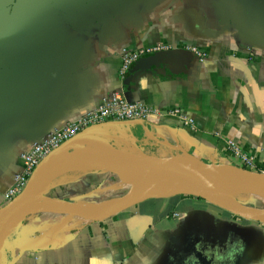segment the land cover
Masks as SVG:
<instances>
[{
  "label": "crops",
  "instance_id": "crops-1",
  "mask_svg": "<svg viewBox=\"0 0 264 264\" xmlns=\"http://www.w3.org/2000/svg\"><path fill=\"white\" fill-rule=\"evenodd\" d=\"M152 50L167 56L150 52L121 77L124 52ZM116 92L152 110L106 127L116 145L264 173V0H0V208L22 156ZM129 190L99 172L48 196L100 204ZM13 229L9 264H264V225L185 196L98 221L32 215Z\"/></svg>",
  "mask_w": 264,
  "mask_h": 264
},
{
  "label": "water",
  "instance_id": "water-1",
  "mask_svg": "<svg viewBox=\"0 0 264 264\" xmlns=\"http://www.w3.org/2000/svg\"><path fill=\"white\" fill-rule=\"evenodd\" d=\"M164 59L165 52L154 53ZM145 63L137 61L129 70L133 76ZM116 125L106 123L89 129L51 151L35 168L23 191L0 208V247L13 225L25 217L40 214L73 216L98 221L114 217L146 202L150 192L159 188L171 196L192 197L246 221L264 225V208L250 206L236 198L237 188L244 186L246 195L264 201V173L234 165L209 164L197 159L161 160L145 153L122 150L106 142L91 152L82 139ZM107 172L130 186L128 194L105 202H71L54 199L38 192L43 180L66 174Z\"/></svg>",
  "mask_w": 264,
  "mask_h": 264
},
{
  "label": "built area",
  "instance_id": "built-area-1",
  "mask_svg": "<svg viewBox=\"0 0 264 264\" xmlns=\"http://www.w3.org/2000/svg\"><path fill=\"white\" fill-rule=\"evenodd\" d=\"M199 54L196 49H191ZM158 50L124 52L120 70L121 77L139 61L144 55ZM200 55V54H199ZM152 114V110L143 103H131L122 93L116 92L104 99L103 104L95 111L90 112L82 119L67 124L61 130L55 131L35 143L32 149L22 156L25 162L24 173L17 177L15 187L6 195L8 202L12 201L25 188L30 176L40 162L54 149L75 136L92 129L95 126L114 123L116 125L125 123H140L145 121ZM173 114L179 115V109H175ZM189 124H193L192 121Z\"/></svg>",
  "mask_w": 264,
  "mask_h": 264
},
{
  "label": "bare ground",
  "instance_id": "bare-ground-1",
  "mask_svg": "<svg viewBox=\"0 0 264 264\" xmlns=\"http://www.w3.org/2000/svg\"><path fill=\"white\" fill-rule=\"evenodd\" d=\"M117 130V128H116ZM115 139L108 131H99L97 133L88 135L82 139V144L91 152L98 151L99 147L105 144L107 141ZM169 160V159H168ZM51 180H43L38 187V192L41 194H46L51 189ZM171 194L165 189L159 188L153 192H150L148 197L150 198H166L170 197ZM246 196L245 188L243 185L239 186L236 191V198L243 200V197ZM20 223L16 222L13 225V228ZM16 229H13L7 236L5 242L0 247V264H9L12 257V249L14 246V234Z\"/></svg>",
  "mask_w": 264,
  "mask_h": 264
},
{
  "label": "rangeland",
  "instance_id": "rangeland-1",
  "mask_svg": "<svg viewBox=\"0 0 264 264\" xmlns=\"http://www.w3.org/2000/svg\"><path fill=\"white\" fill-rule=\"evenodd\" d=\"M109 142H112L113 145L114 144L116 145V143L114 141H109ZM131 146L132 145H129V142L127 140H125V139L123 141H120L119 144L116 145V147H118V148H120L122 150L135 152L134 151L135 147L132 148ZM82 175L83 174H66V175L60 176V177H58L57 179L54 180L52 186L57 185L59 183H63V182L65 183V182L73 181L74 179L80 178ZM242 202L246 203V204H248L250 206L264 208V201L259 199V198L253 197V196H249V195L248 196L247 195L244 196Z\"/></svg>",
  "mask_w": 264,
  "mask_h": 264
}]
</instances>
